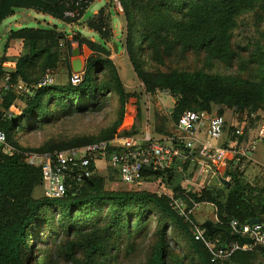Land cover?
<instances>
[{"label":"rangeland","instance_id":"obj_1","mask_svg":"<svg viewBox=\"0 0 264 264\" xmlns=\"http://www.w3.org/2000/svg\"><path fill=\"white\" fill-rule=\"evenodd\" d=\"M68 1L72 0H63ZM77 1L85 3V10L81 15L75 16L74 22L69 23L34 9H16L14 15L6 18L0 25V42L6 41L3 67L9 71L18 56L24 52L21 40L7 38L11 29L53 27L68 41V44L61 45V57L65 59V64L51 70L53 81L64 84L70 72V83L76 85L83 80L88 59L108 58L117 71L123 94L119 93V88L114 83V90L100 92L101 95L96 96V105L92 110L67 115V100L60 101L57 98L50 104L47 101L52 92H48L43 100L44 104L49 103L48 119L43 118L41 126L37 128L25 130L26 125L21 126L19 135L11 137L13 143L30 148L78 149L97 138L114 135L134 138L149 132L155 137L168 136L174 131L177 115L181 110L189 108L180 107L179 103V107L175 109L177 97L170 94L171 88H176L185 99L198 102H202V95L210 92L219 93V97L221 94L223 96L224 90L248 94L249 101H241L234 112L226 104L217 105L213 101H209L208 109L203 110L222 115L231 126L248 121L251 127H255L257 117L264 113V0L235 18L231 28L232 46L236 52L233 60L214 61L203 53L191 52L183 56L172 53L164 56L160 62L145 52L141 56L145 81L140 80L133 71L125 49L127 24L121 0ZM103 8L111 13L110 37L99 34L86 25L87 20ZM101 32L104 33L105 30ZM101 36H104L102 40ZM172 41L170 36L165 44L160 42L159 46L168 47ZM72 42H78L79 48V53L74 56L70 54ZM113 43H116L117 52L114 51ZM137 43L140 45L139 40ZM99 77V82H107L112 75L108 70L102 71ZM17 104L23 106L20 102ZM12 142L7 141V145L16 147ZM254 165L241 178L258 189V183L264 174L261 175ZM178 172L170 178L167 175L156 179L150 176L135 185L122 184L116 174L105 165H99L96 175L102 179V193L146 192L157 197L160 193H168L179 196L184 201L190 189L193 191L192 189L199 190L209 185H220L219 175H212L207 167L198 163H189ZM43 190L41 187L39 194L47 198ZM171 212L173 211H165L156 203H146L143 200H102L94 206L83 208L82 212L76 214V218L69 211L58 210L55 206L43 207L25 233L22 262L148 264L160 242L163 229L174 239L177 235L184 236V220L179 221L178 217L174 219ZM109 223L111 236L103 237V226ZM70 226L72 230L66 234L65 229ZM93 231L101 234L99 249L91 260L84 261L82 251L72 247V242ZM191 245L189 239L178 243L175 248L179 247V250L169 252L166 264H200ZM240 263L264 264V252L256 250L255 254H240L222 264Z\"/></svg>","mask_w":264,"mask_h":264},{"label":"trees","instance_id":"obj_2","mask_svg":"<svg viewBox=\"0 0 264 264\" xmlns=\"http://www.w3.org/2000/svg\"><path fill=\"white\" fill-rule=\"evenodd\" d=\"M76 1L0 0V25L6 18L14 15L16 9H34L61 21L74 22L75 16L81 15L86 7L83 2H79V6H76ZM260 1L262 0H121L127 24L125 49L133 71L140 80L145 81L146 76L142 70L141 61V56L145 52L154 56L155 61L160 62L163 61L164 56H170L172 53L183 56L191 52L203 53L214 61L233 60L236 52L232 46L231 28L235 18ZM75 9L77 12L73 17L64 16L66 11ZM110 19V11L103 8L87 20L86 25L99 34L110 37ZM104 30L105 32L102 33L101 31ZM170 36L173 38L171 45L160 48L159 43L165 44ZM103 37L101 36V40ZM7 38L21 40L24 48V52L18 56L9 71L3 67L6 57L3 55L0 59V129L5 132L8 142H12L11 137L19 135V128L23 125H26L25 130L41 126L43 118L48 119V104L53 103L54 99L59 98L60 101L66 99L67 115H72L92 110L96 105V96L101 95L100 92L114 90V83L119 88V93L123 94L117 71L108 58L88 59L83 80L76 85L70 83L72 73L69 72L64 84L61 82L57 84L54 80L51 84L39 86L38 84L47 73H51V70L57 69L60 64L66 62L61 57L63 50L61 45L68 44V41L56 28L11 29ZM138 40L140 45L137 43ZM262 59L264 62V55ZM108 70L112 75L111 80L99 82V74ZM5 76L9 77L6 89L2 87ZM19 81L30 87L28 93L17 90ZM48 92H52L47 101L49 103L44 104L43 100ZM169 92L177 97L178 105L176 104L175 109L179 107V103L180 107H192V110L208 109L209 101H213L217 105L226 104L234 112L241 101L245 103L249 101L248 94L243 95L235 91L224 90L223 96L221 94L220 97L219 93L210 92L201 96L202 102L185 99L176 88H171ZM17 102L22 103L23 106L18 105ZM7 111L12 116L3 118L2 114ZM110 138L112 137L97 138L91 142ZM13 144L16 146L14 150L0 152V264H23L21 255L25 233L31 228L36 214L43 207L55 206L58 210L69 211L74 218L76 214L82 212L83 208L94 206L102 200L114 202L143 200L146 203H156L165 211L171 210L168 204H165L167 199L164 195L157 197L155 194L146 192L102 193V179L97 177L96 171L89 177V181L68 180L66 194L62 198H44L39 194L43 187L41 170L39 167L28 164L24 159V153H47L66 149L30 148ZM185 166L183 165V168ZM107 168L117 176L115 169ZM174 173L179 172L148 171L147 175L155 179L165 175L170 178ZM241 176L242 174L239 173L225 171L219 180V186L209 185L199 190L192 189L193 191L190 189L186 193V201L189 205H191L190 201L196 204L202 202L213 204L217 219L215 226L228 232L230 231L228 222L231 219H236L240 225L249 223L251 220H259L264 227V201L261 198L263 193L245 183ZM83 192L84 195H82ZM170 214L174 219L178 217L179 221L183 222L184 219L175 212ZM192 223L197 224L190 215L189 221L182 224L184 236L177 235L175 239L166 233V229H163L160 242L148 264H166L169 252L178 251L179 247L175 248V246L187 239L191 241L192 251L196 253L200 264H222L226 260L237 258L240 254H255V251L239 250L227 259L211 262L202 243L193 238ZM70 230L72 226L65 229V233L67 234ZM110 230L111 223L103 226L102 236H111ZM216 235L224 236V233L221 230H217L212 235L205 232V236L215 246H220L223 239H215ZM100 236V232L97 233V231L86 233L76 242H72V247L82 251L84 261H89L99 249ZM233 241L242 244L239 236H235Z\"/></svg>","mask_w":264,"mask_h":264},{"label":"built area","instance_id":"obj_3","mask_svg":"<svg viewBox=\"0 0 264 264\" xmlns=\"http://www.w3.org/2000/svg\"><path fill=\"white\" fill-rule=\"evenodd\" d=\"M79 6V1L75 2ZM77 12L66 11L64 16L73 17ZM9 77L5 76L2 87L7 88ZM53 82L47 73L41 85ZM17 90L28 93L30 87L19 81ZM9 111L2 114L10 118ZM255 127L248 121L231 126L226 119L207 110H183L168 136L155 137L149 132L141 137L114 135L110 139L94 141L81 148L53 150L47 153L25 152V161L39 167L43 177V192L47 198H62L66 194L67 181H82L105 165L117 171L122 184H139L148 178L147 172L180 171L183 165L198 163L215 174L220 166L225 171L243 174L253 162L258 144H264V113L259 115ZM14 148L7 145L6 134L0 129V152H10ZM93 166V168H91ZM206 173V170L204 171ZM167 199L169 208L178 216L189 221L196 203L189 205L181 197L160 193ZM231 231L242 239V244L232 242L227 247L215 246L205 236V229L192 223L194 240L202 243L211 262L227 259L236 251L264 252V227L258 223L239 224L236 219L228 222Z\"/></svg>","mask_w":264,"mask_h":264},{"label":"crops","instance_id":"obj_4","mask_svg":"<svg viewBox=\"0 0 264 264\" xmlns=\"http://www.w3.org/2000/svg\"><path fill=\"white\" fill-rule=\"evenodd\" d=\"M251 165L256 166V168H258V170H260L259 173L261 175L264 174V144H258L257 145L256 150H255L254 155H253V162L248 165V167L244 170L243 174L246 173L247 169L250 168ZM211 174L212 175H219V178H222L223 177L222 174H224V167L220 166L215 174H213V173H211ZM258 184H259L257 186L258 190L263 193L262 201H264V177L263 176L260 179ZM250 185L252 186V184H250ZM191 216L193 217L195 223H197L199 225H201L202 222L207 221V220L212 221L214 223V225H215V222L217 221L214 205L210 204V203H206V202L205 203L202 202V203L196 204V206L191 211ZM229 232L231 234H234L231 231V228H230ZM233 238L234 237H232L230 239L229 244L234 242ZM215 239H220V240L223 239L222 243H224L226 237H225V234H224V236L216 235Z\"/></svg>","mask_w":264,"mask_h":264},{"label":"water","instance_id":"obj_5","mask_svg":"<svg viewBox=\"0 0 264 264\" xmlns=\"http://www.w3.org/2000/svg\"><path fill=\"white\" fill-rule=\"evenodd\" d=\"M5 44H6V41L5 40H2L0 42V59L3 57L4 55V51H5ZM113 47H114V51L117 52V47H116V43H113ZM79 53V48H78V42H72L71 43V55L74 56V55H77ZM83 179L85 181H89V179L87 177H83ZM250 222L252 223H258L259 221L258 220H251ZM201 226L205 229V231L207 232V234L209 235H212L214 232H216L217 230H221L224 234H225V241L224 243H222V245H220L221 248H225L228 246L229 242H230V239L232 237H235L237 235L235 234H231L230 232L226 231V230H223L221 228H218L214 225V223L212 221H204L201 223Z\"/></svg>","mask_w":264,"mask_h":264}]
</instances>
